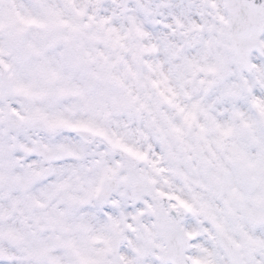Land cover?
Listing matches in <instances>:
<instances>
[{
	"label": "snow or ice",
	"instance_id": "snow-or-ice-1",
	"mask_svg": "<svg viewBox=\"0 0 264 264\" xmlns=\"http://www.w3.org/2000/svg\"><path fill=\"white\" fill-rule=\"evenodd\" d=\"M0 264H264V0H0Z\"/></svg>",
	"mask_w": 264,
	"mask_h": 264
}]
</instances>
